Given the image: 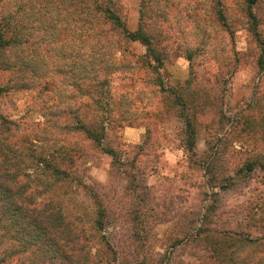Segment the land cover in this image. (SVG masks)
<instances>
[{
  "label": "rangeland",
  "instance_id": "rangeland-1",
  "mask_svg": "<svg viewBox=\"0 0 264 264\" xmlns=\"http://www.w3.org/2000/svg\"><path fill=\"white\" fill-rule=\"evenodd\" d=\"M116 2L126 28L141 22L159 51L164 90L141 64L144 46L124 41L126 52L102 58L124 66L101 75L100 94L83 95L63 74L70 32L59 29L50 43L41 3L33 20L36 58L39 72L49 75L39 82L53 87L1 92L0 114L20 127L10 136L16 145L25 146L20 130L41 128L31 146L51 153L46 159L66 177L49 179L30 167L19 178L39 199L51 200L72 228L85 230L92 256L100 244L89 223L99 204L101 233L114 251L108 264H264V70L256 64L264 0L251 5L258 38L245 17L248 0H220L223 24L214 0ZM3 67L0 85L9 86L14 76ZM184 116L193 131L191 153ZM76 121L89 123L100 144L74 129ZM24 259L5 264H29Z\"/></svg>",
  "mask_w": 264,
  "mask_h": 264
},
{
  "label": "trees",
  "instance_id": "trees-1",
  "mask_svg": "<svg viewBox=\"0 0 264 264\" xmlns=\"http://www.w3.org/2000/svg\"><path fill=\"white\" fill-rule=\"evenodd\" d=\"M254 2L248 0L244 12L252 35L258 38L256 18L251 10ZM41 3L47 18L46 30L50 43L55 42L53 39L59 29L70 32L67 58L71 62L63 74H66L70 85L81 88L83 95L87 96L89 91L100 94L98 87L106 82V77L101 75L124 66L123 61L102 64L104 56L110 60L112 52H126L122 46L124 41H137L144 46L141 64L153 75V84L164 90L158 75L163 61L159 51L151 45L141 22L135 30L126 28L124 18L118 14L116 0H0V56H7L0 61V66L11 68L14 76L11 85H0V93L9 88L53 87L49 80L43 82V86L39 82L42 74L49 75V71L39 72L36 58L38 27L33 20L36 21L40 14ZM8 5H12V11L5 9ZM214 6L216 18L223 24L220 0H214ZM68 7L71 9L66 11ZM258 44L260 52L256 64L260 70H264V41ZM186 59L189 60L190 55ZM87 80L91 85L86 83ZM184 119L185 150L191 153L193 131L186 116ZM67 126L61 125L62 128ZM34 127L32 134L41 129L35 124ZM19 128L15 121L0 114V264L14 257L25 258L24 261L29 264H108V255L111 254L113 259L114 251L101 233L106 221L99 204L89 223L90 231L96 234L95 238L100 244L98 253L92 256L84 236L85 230L72 228L51 200L39 199L35 190L19 178L29 176L25 169L30 167L42 169L49 179L59 175L64 179L66 177L63 170L46 159L51 153L45 156L34 150L30 140V136H33L31 131L20 130L23 133L20 142L25 146L11 141V134ZM73 128L81 130L96 145L100 144L98 132L90 128L89 123L76 121ZM102 150L115 159L112 149ZM245 165L248 166V163Z\"/></svg>",
  "mask_w": 264,
  "mask_h": 264
}]
</instances>
